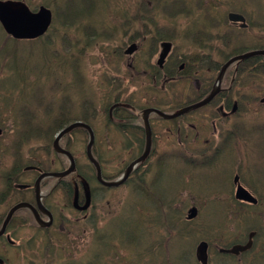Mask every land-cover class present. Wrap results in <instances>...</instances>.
<instances>
[{"label":"rangeland","instance_id":"obj_1","mask_svg":"<svg viewBox=\"0 0 264 264\" xmlns=\"http://www.w3.org/2000/svg\"><path fill=\"white\" fill-rule=\"evenodd\" d=\"M40 1L42 0H30V4H32L33 6H38ZM69 1L71 2L72 0ZM118 1H120V4L116 8H114L113 4L111 5V11L114 14H111L110 10L104 12L101 9L104 6L100 1V4H96V6H94V8H98V10L94 16L92 15L93 17L89 16V14L86 13V16L89 17V19H85L86 21L82 23L81 21L75 23L71 19L72 23L69 26L66 25L67 20L65 18L61 19V17L59 16V14H61L60 12H58L59 14H56V19L58 20L55 21L54 24H56L57 26L58 22L59 24H61L57 28H55V26L53 29L49 30V32L55 33L56 30V35H58V38L60 37V40L62 41L60 42L62 47L65 46L66 48H69L68 50H71L73 54H78L80 43L83 41V33H86L88 31L91 35L92 33L99 34L100 39L93 40L90 49L88 51H85L81 57H78L76 59L80 67L74 69L71 63V68L74 70L71 79L73 80L74 84L67 88V90L74 87L75 83H77L79 78L85 81L84 88L83 90L72 91L68 99L59 102L57 105L58 111L55 116L54 106L50 115L54 117L53 120H55V122H60L64 120L79 121L81 117L87 115L88 112H90L97 119L102 121V110L100 111V109L104 107V105L109 103L111 100L119 99L141 102L142 100L145 101V97L150 95L149 92L146 90L148 82H138V80H133V78L131 77V70H128V67L125 65L124 61H121L119 57V51H121L122 53V50L125 47V43H129L130 41H132V35L136 31L141 30V27L137 24L139 20L136 23H131L120 14L123 12H118L116 10L119 8L123 9V0H117L116 3ZM139 1L140 0H128L125 5V8H127L128 10H132L136 5H138L137 3ZM145 1H142L140 8L143 7V11L147 14L149 9L144 5L148 4V7H150V3ZM67 2L68 0H65L63 3L55 1L54 3L52 2L53 5L51 6L54 8L58 7V10L60 11L63 7H65ZM137 9L138 7L136 6L134 14H136ZM87 11L94 13L91 10ZM156 14L154 15V18H156ZM128 15L130 16L132 15V13ZM69 17L77 19V17L75 16ZM104 19L110 23L108 29L109 33L106 35L104 34L105 31H103L102 29V21ZM89 25L91 29L87 28V26L89 27ZM7 47H11V44H7ZM243 48L248 50L264 48V39H250L244 44ZM105 51H109V57L105 56ZM124 60H126V58H124ZM36 62L37 61L29 63L35 64ZM75 70H79L81 72V75H77ZM57 74L60 73L57 72ZM58 76L62 79H65L64 75ZM20 80L21 77H19V75L12 74L11 76H7L5 79L0 81V88L18 87V85H20ZM248 83H251V81H249ZM244 86H246V84ZM237 89L242 91L245 90L240 87V82L237 85ZM247 89L252 91H260L253 85H249ZM40 95L41 82L37 83L36 86H34V88L32 89V91H24L22 95L18 98L16 110L20 111L21 116L25 118L24 121H21L24 124H31L30 119L33 116L37 115L35 106L41 105ZM182 95L183 94H181V91H177L175 94L177 98H174L170 102H172V104L175 102L181 103V100L184 99ZM2 99L3 97L1 96L0 101H2ZM50 99L52 100L53 97L51 96ZM66 102L67 104H64ZM3 106V102H0V107ZM262 114L264 115V107L262 109ZM1 116L2 114L0 111V117ZM40 119L41 126H51V120L45 121L42 118ZM90 122L97 125L98 121L93 118H90ZM163 125L164 124H162L161 122H158L156 123L155 128V132L158 135L157 145L159 148H161L158 151H163L167 147L165 144L167 140H169L170 138H174V136L168 138V136L166 135L167 130L169 128H173L174 126L171 125V127L170 125H168L165 127ZM7 126L8 125H6L5 128H7ZM171 132L175 134L174 131ZM119 133L111 132L107 135L109 146L108 152L112 153L111 155L107 154L109 161L108 172L110 173L118 171L117 167H119L120 164L124 165L125 163L122 160L121 150L123 151V148L125 147L129 151L132 147L131 142L127 140L125 142V145L122 143L123 140L121 139V137L123 136V134L121 132ZM131 134L132 136H135V131H132ZM191 136L194 135L192 134ZM83 140L84 138L82 136L76 134L72 135L71 139H69L68 142L70 143L71 141H73V143H75L76 145L83 146ZM98 140H101V132H99ZM47 145V141L46 144H40L37 140H31L30 142H28L26 149L27 152L30 151V155L27 159L32 163L39 164L41 162V168L43 169L51 168L50 160L52 159V156H45ZM101 145L104 146L105 142H102ZM104 148L107 149V146H105ZM256 149L258 151H262L264 149V136L260 137V143L256 145ZM77 153L80 157L79 152ZM261 161H264V158ZM57 162H59V158L57 159ZM53 168H56V165H54ZM204 179L205 178L203 173L195 171L190 174L189 181H186L182 178L181 172L178 169L173 168L172 170L166 169V172L161 177V182L159 185V190L166 194L168 190L172 189L173 184L181 181L183 188L190 189L192 192L196 193V195H194V201H196L197 206L200 210V216L196 219L195 223H199L203 226L206 224L211 225L214 223L215 214L219 209L218 201L208 199L205 196V193L208 189L206 187L207 182H205ZM161 184L163 185V187H161ZM125 195H128V193H126V190L118 191L116 193H111L107 196V198L100 201L99 203H95V211L92 215V219H102L100 221L101 223L99 225V229L101 230L103 228L101 232L106 234L108 237L118 236L119 242H127L131 248L136 249L139 252L150 249V244L154 242V238L152 237L151 232L147 229V227L143 224L142 220L139 218L142 215H139L135 212L136 208H148L149 210L153 209L155 214L161 217V220L166 221L171 225H178V223L173 218V213L166 216L165 218H162V216L156 210L157 205L152 200L144 199L140 193L128 195L127 199L125 198L126 203L125 205H123V202L125 200H120L119 202V198ZM181 196L183 197L182 199H175V201L173 202V207L178 209V216L182 218L183 214L184 216L186 215L188 208L193 202H191L190 204L189 198H187V195L185 193L181 194ZM202 200H208V202L203 203ZM225 214L229 215V211L227 209L225 210ZM109 219L111 220L108 222ZM220 220L221 218H219L218 222ZM85 223L86 222L81 223L82 228L84 227ZM160 223H162V221ZM188 226L191 227L192 224ZM191 228L196 229L195 227ZM88 229L89 228L86 227V233H88ZM184 229L185 227L182 226L177 227L178 234L176 235L174 241L172 240V238L170 239L171 242L169 241V247H171L172 249H165L167 256L170 260L174 261L175 264H185L192 262L191 255L194 253L193 241L197 237L194 235H192L191 237H186V235L182 232V230ZM78 230V228L74 227L73 229L70 228L68 232H64V235L66 237L65 241H62L61 237L58 236L59 232L57 231L55 236L49 242L51 244V247L47 251L48 255H50L56 250H59L61 252V261L58 264H67L70 261H75L73 259L78 257L82 253V242H87L88 244V241L90 240L91 236H89L88 238L84 232L78 233ZM166 235L167 234H165V232L161 230L159 231L158 237L159 239H162ZM47 241L48 240L44 238L41 239V244L37 242H16L17 246L13 249L14 253L10 251L9 248L0 247V249L4 250V253H0V256L4 260H6V264H38L36 258H34L33 255L25 257L23 256L22 251L26 250L31 252L32 254L36 251V253L41 254V248H43L44 245L47 244ZM64 243H68V249L65 252L62 247L58 246H62ZM112 244H116V242H113ZM175 246L176 248H178V250H176ZM196 246L197 245L195 244L194 248H196ZM101 250L104 249L102 248ZM125 253L126 252L121 251L118 246H112L110 254L106 256V260L108 262H111V264H114L115 262H120L118 264H134V262L130 258L129 261L126 260L127 256L125 255L127 254ZM27 254L29 253L27 252ZM14 256L17 258L18 263H16ZM259 262L261 263V261ZM259 262H257V264H260ZM73 264L82 263L75 262ZM139 264H150V262H148L145 257H142L141 262Z\"/></svg>","mask_w":264,"mask_h":264},{"label":"flooded vegetation","instance_id":"obj_2","mask_svg":"<svg viewBox=\"0 0 264 264\" xmlns=\"http://www.w3.org/2000/svg\"><path fill=\"white\" fill-rule=\"evenodd\" d=\"M246 4L248 5V3ZM235 5L236 3L230 0L229 6L233 8ZM199 12L200 32L197 37V55L203 56L206 64H219L221 49L218 48L211 51V44L215 42L220 44L222 29L225 30L224 34L228 37L230 43L236 42L237 29L242 26L239 23L227 22L223 20L220 0H217L216 7L213 9L212 24L206 26L205 18V16L211 14V11L203 8ZM156 13L160 14L161 12L156 10L152 12L153 15ZM173 29L174 27L170 26L151 25L149 28L150 43H147L146 37H142L143 42L140 46L134 44L132 48L133 53H131L129 57L124 60V63L133 67L136 80L150 81L153 83L154 89L157 87V84L161 83L158 89L159 93L166 92L170 83H182L181 81H185L193 84V86H188L189 89H194L199 96H203L202 88L204 86L202 83L205 79H207V76L201 72L196 73L192 68H190L191 66L197 65L192 64L195 57L188 59V54L173 48L171 43V40L175 38ZM191 38L194 37L192 36ZM203 42L206 44L204 43L202 45ZM245 50L246 53L252 51L248 49ZM246 59L247 61L250 60L253 63L258 62L257 60H253V57H248ZM188 68L189 70L186 73H183ZM235 82L236 74L231 73L229 80L225 81V87L223 86V90H228L230 92V97H221L219 99L220 105L215 108L219 117L228 122L235 119V114L237 112L236 109V111L232 113L234 104H236L232 99ZM250 108L251 107L248 106L245 110L248 111ZM101 110L103 127L106 131V153L112 154L111 152H108L109 146L107 135L111 132L119 133V129L121 127L125 128L127 124H123V118L119 116L118 111L109 106L108 103L104 105L100 111ZM88 113L99 121V119H97L93 114L90 112ZM127 123H130L128 124L129 126L133 125L135 130L140 128L138 124H132L133 122L127 121ZM236 124L237 123L234 121L230 122L231 127H228V134L231 136L220 137L217 128L214 126V130L217 132V135L212 139V143H202L197 138H185L183 139L184 142L182 144V149L184 147H189L190 145L206 146L203 148V151L210 152L211 158V162L206 164L207 167H215L220 171L224 170V173L220 175L222 178L220 185L213 187V192L217 190L232 191L235 199H238L241 204H255L245 201L242 197L243 195H246V193L242 191L238 196H235L241 186L239 185L238 180H235V177L232 179V182H230L227 175L229 167L236 170V168L240 166V168L247 172L245 178L249 180V187L254 189L257 193L264 195V162L260 164L261 170L257 171L255 178L254 176L248 175L247 162L243 161L241 164H238L242 160L248 159L250 152H252L250 146L253 149V144L249 142L247 138L242 136L243 133L241 130L234 128ZM121 139L123 140L122 143L125 145L126 140L129 139L125 131ZM6 141L7 139L0 140V226L9 210L20 204H26L28 207L18 208L14 211L7 224L6 232L0 236V241L8 243V245L13 248L17 246L15 244L16 242L41 243V239L45 238L44 234L46 228L42 225L45 223H50L51 225L48 226L50 228L57 225H69L70 229L76 224H79L81 221L86 222V224L90 226V229H93V224L97 223V220H99L98 218L95 220L92 219V215L95 211V203H99L107 198L111 192L110 190L108 191L107 188L100 185L96 177L95 169L92 166H89L90 171H85L82 174H78V171H74L61 179L47 177L41 180V173L50 174L55 171L41 172L37 166L30 165L27 162H25V164L23 162H17L19 158H16L12 153H9L7 145L3 144ZM138 141L139 138L136 136L134 139V145L137 155H140L141 147L139 146ZM180 141H178V144L181 143ZM186 149L187 148H185V150ZM94 153L100 161L98 155L99 150H94ZM127 155L131 156L132 153L130 151L128 152V150L124 147L123 151L121 150V156L124 162L127 159ZM14 158H16V163L13 161ZM150 158L152 160L149 166L153 168L152 172L154 185V187H152V198L156 204L158 181L156 178L157 170L154 168L157 166L158 155L151 154ZM145 167L146 164L143 166L140 165L134 171L135 177L134 175L133 177L130 176L127 180L128 183L134 182L137 190H139L140 187H144L147 190L151 189V184L149 183V179H147L150 172L145 170ZM123 168L124 165L120 164L117 168V172H120ZM64 170L59 169L60 172H63ZM88 176L90 177V180H87ZM102 178L105 180L108 179L103 175V173ZM39 179L40 181L37 186ZM98 186L102 190H100ZM249 187L244 183L242 184V188L250 194L251 192L249 191ZM49 215L51 216V221ZM168 215H170V213H164L165 217ZM173 218L177 221V218ZM238 255H235L236 257L234 258L236 262L239 261Z\"/></svg>","mask_w":264,"mask_h":264},{"label":"trees","instance_id":"obj_3","mask_svg":"<svg viewBox=\"0 0 264 264\" xmlns=\"http://www.w3.org/2000/svg\"><path fill=\"white\" fill-rule=\"evenodd\" d=\"M93 1V6L97 4L96 0ZM96 1V2H95ZM128 1V0H126ZM124 2L123 10H128L125 8V5L127 2ZM183 2L184 5H188L189 0H180ZM142 3L141 0L137 3ZM53 3L51 2V5ZM89 4V0H73L68 4V6L63 7L59 12L62 13L63 11H69L70 16H75L77 19L75 20V23H78L81 21L85 22V19H89V17L86 16V9H90V7H87ZM44 5L49 6V3L45 2ZM140 7V6H139ZM53 8V7H52ZM143 8V7H141ZM95 9V8H93ZM121 9V8H119ZM140 9V8H139ZM58 10L57 8H53V12ZM105 11L112 10L110 2L107 3L105 6ZM56 13V12H55ZM78 14V15H77ZM95 14H93L94 16ZM91 16V17H93ZM83 17V18H81ZM58 19H54V21H57ZM72 23L71 18L67 19L66 25L69 26ZM61 24V23H60ZM58 22V26L60 25ZM56 26V27H55ZM56 24L53 23L51 26L52 29L55 27H58ZM88 29H90L87 26ZM3 34V37L5 39H8L0 28V34ZM57 31L55 30V33H48V37L46 36L43 40H38L36 42H28L30 43L27 45V47H23L21 43L25 44V42H18V41H9L11 42V47H7L6 42L3 39V43L1 44L0 41V47L2 49L7 50L6 52H0V56L8 57L9 59L14 60L15 62L12 65H6L2 64L3 67H8L7 69H11L9 72L12 74L20 75L26 78L28 75H36V78L39 79L40 75L37 74H43L47 76L48 79L53 80L56 84H61L58 89L64 90L66 88H69L71 85L67 82L64 83V79L60 78L58 75H66L70 70L68 68L72 66L74 68H78L79 63L78 61H75L78 57H81L85 51H88L90 47L92 46V41L99 39L100 35L92 33V35L87 31L86 33L82 34L83 41L80 43L78 54L75 55L71 52V50H68L69 48H66L65 46L62 47L60 40V37L58 38ZM32 44H36L32 46ZM26 45V44H25ZM258 58V62H252V61H245L241 63L238 67V73L245 74V73H252L253 74V82L257 84H262V81H264V63H261L264 60V57H255ZM37 61L35 64H30L29 62ZM58 69V71H57ZM60 73V74H57ZM79 72V70H78ZM81 75V73H80ZM85 81L82 79H78L76 85L74 86L75 89L70 88L71 91H77V90H83ZM57 89V90H58ZM43 95L44 93L41 92ZM52 106V102L48 103V107ZM119 116H122L119 113ZM107 118V115H106ZM83 120V119H82ZM57 128H46L41 129V136L48 141H51L52 136L57 132ZM67 142V140H66Z\"/></svg>","mask_w":264,"mask_h":264},{"label":"water","instance_id":"obj_4","mask_svg":"<svg viewBox=\"0 0 264 264\" xmlns=\"http://www.w3.org/2000/svg\"><path fill=\"white\" fill-rule=\"evenodd\" d=\"M50 17H51L50 16V12L48 10L44 9V8H41L38 13L33 14V13H30L27 10V8L23 4H21L19 2H12V1L0 2V23L2 24L3 28L5 29V31L8 34H10L13 37H15V38L31 39V38H36V37L42 35L47 30V28L49 26ZM229 18H231L232 20H236L239 17L237 15H230ZM257 54L264 55V51L251 52V53H247V54H244V55H241V56H238V57H235V58L231 59L225 66H223L221 74L223 73L225 68L229 64H231L232 62H234L236 60H243L245 58H248L250 56L257 55ZM216 92H217L216 90H213L212 93L210 94V96L207 99H205L201 103H199L197 105H194V106H192L190 108H195V107H198V106L206 104L207 102H209V100L214 96V94ZM187 110L188 109L181 110V111L173 114L172 116L163 115V114H161V113H159L157 111H155V112L159 113V115H161L164 118H174V117H176V116H178L180 114H183ZM77 127L85 128L90 134V141H89V143L87 145V156H88L89 160L94 163V160L92 159L91 152H90L91 145H92V142H93V135H92V132H91L90 128L87 125H85V124L75 123V124L70 125L66 129L62 130L57 135V137L54 140V148L59 153H63L65 155H67L71 159V156L67 152L63 151L58 146V141L60 140V138L64 134L68 133L70 130H72L74 128H77ZM146 131H147V133H146L147 134V144H146V150H145L144 155L140 159H138L137 161H135L134 163H132V165H130L128 167V169L126 170L125 176L122 179H120L117 182H113V183H105V182H102V183H104L105 185L110 186V187L111 186H113V187L119 186L120 184H122V182L128 176L129 172L132 169V166L134 164H136L137 162H139V161H141V160H143L145 158V156H146V154H147V152L149 150V147H150V130L148 128V124H146ZM73 168L74 167H73V162H72V166L70 167L69 171L73 170ZM98 177L100 178L99 171H98ZM10 214H11V212L9 213V215L6 218L5 222L3 223V226H2V228L0 230V235L5 230V226H6L7 222H8Z\"/></svg>","mask_w":264,"mask_h":264},{"label":"bare ground","instance_id":"obj_5","mask_svg":"<svg viewBox=\"0 0 264 264\" xmlns=\"http://www.w3.org/2000/svg\"><path fill=\"white\" fill-rule=\"evenodd\" d=\"M252 51L248 52V53H251V52H257V51H264L263 48H258V49H251ZM247 54V53H246ZM250 57H253V60H258V58H255V57H264V55L262 54H257V55H253V56H250ZM261 63H264V60L261 62Z\"/></svg>","mask_w":264,"mask_h":264}]
</instances>
